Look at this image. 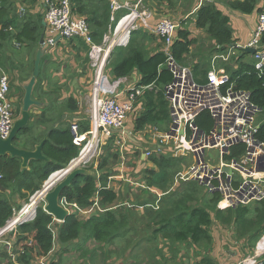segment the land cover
Segmentation results:
<instances>
[{"label": "trees", "instance_id": "16d2710c", "mask_svg": "<svg viewBox=\"0 0 264 264\" xmlns=\"http://www.w3.org/2000/svg\"><path fill=\"white\" fill-rule=\"evenodd\" d=\"M25 1L36 2L37 0ZM156 1H166L170 4L173 0ZM226 6L231 11L250 15L256 10V0H230ZM71 13L73 16L84 18L92 43L100 45L108 28L113 27L118 19L127 14V11L122 9L112 14L111 5L107 0H71ZM25 15L26 13L18 17L15 14V6L13 7L12 0H0V47L4 41H14V44L19 46L22 44L29 47L35 46V49L39 47L40 35L45 31L42 26V16L39 15L36 20L27 21ZM111 16L114 17V21L110 20ZM193 23L197 29L205 30L214 44L206 50L207 59L199 60L191 66L195 79L198 82H203L207 71L210 69L212 56L225 55L229 47L235 45L236 41L233 38L228 17L223 15L214 3L204 2L194 13ZM145 38V33L133 31L125 48H115L112 51L107 65L109 77L111 81H114L129 78L133 73H137L140 79L135 86L146 87L141 98L143 102L142 112L134 121L135 132H141L148 125L167 128L168 130L170 123L169 105L164 94V88L170 83L171 74L164 67L167 56L162 52L161 45H156L153 50H147V45L143 42ZM148 38L152 43L156 41L149 36ZM72 40L77 41V50L88 56L90 46L77 38L67 41ZM197 43L195 38L190 37L187 29L184 30L183 26L180 27L177 31L176 40L170 49L172 57L177 62L187 64L185 56L190 54L191 48ZM261 43L264 44V36ZM240 52L242 51L240 50L231 56L227 63L219 62L218 67L225 68L229 75V84L233 85L236 90L248 92L252 103L264 114V67L262 72L257 71L254 63L249 59V54L243 52L240 55ZM38 77L37 83L40 86L42 80L40 72ZM19 89L23 91L22 86H18L15 88V93H18ZM45 96L48 98L46 92ZM22 98L21 95L15 115H19L21 112ZM32 98H34L33 91ZM76 102H73L72 97H68L59 106L62 107V112L58 113L57 116H55V108L43 110L37 114L36 116H39L40 119L35 126H42L43 128L35 138H32L33 125H27L16 135L13 142L14 146L25 150H34L46 138L41 147V152L50 162L31 160L28 167L22 170L19 159L9 156L0 157L1 190L9 189L20 194L24 193L22 194L24 198H30L41 190L43 183L52 173L67 168L70 162L79 156L80 145L74 143L70 122L67 123L65 120L67 117L68 120L78 111ZM65 112L70 115L65 117ZM261 119L256 138L264 142V118ZM195 123L199 130L205 133L212 128V122L207 112L201 113ZM89 127L90 123L87 120L77 122L79 134L87 133ZM29 135L30 147L28 142H21L20 140L22 136ZM236 149L241 148L236 147L233 151ZM110 150L107 148L106 152L101 153L100 162L97 163L96 167L98 175L91 173L76 176L71 184L62 191L59 198L60 203L64 201L68 205L75 204L78 209H87L93 204L95 197L99 199L98 204L102 208L115 202L117 195L111 188L107 187L108 173L106 171L108 161L110 159L116 160L119 153H113ZM149 163L152 167L169 165L173 170L176 169L172 165L173 160L170 161L164 155L151 157ZM145 175V178H150L146 180L150 187L163 188L167 181V179L159 178L154 169L146 170ZM144 192L149 193L150 199L148 201L141 199L142 201H138V204L141 206L153 204L152 202L157 199L156 196L146 190ZM162 192L163 195L157 202V209L145 208L144 219H146V225L154 227L152 232L154 238L160 236L161 239L173 244L209 247L213 242L210 232L213 221H217L223 227L234 229L236 236L240 239H246L251 248L264 235V199L253 203L256 207L253 210V215L250 216L248 205L229 208L224 211L217 209L219 196L207 195L209 198L206 199V194L200 195V187L192 181H189L184 189L181 188L178 193L169 192V188L162 190ZM161 201L164 205L163 209L159 206ZM13 206H17L15 211H13ZM43 208L44 204L39 203L35 207L33 220L18 225L15 230L16 238L12 252L16 264H35L33 261L36 258L47 256L53 248L54 238L51 229L53 217L44 212ZM20 209V205L13 204V197L1 194L0 228ZM118 215L112 211L96 212L84 222H80L77 213L69 214L67 219L61 223L56 240L62 245L69 244L77 240L83 232L98 245H112L116 239L125 235L122 234V230L128 225L130 219L121 212ZM12 234L10 233L8 238H11ZM6 255L1 254L0 258L6 259ZM8 256L7 260L10 258ZM8 264L11 263L8 261ZM197 264L217 263L212 258L204 257Z\"/></svg>", "mask_w": 264, "mask_h": 264}, {"label": "built area", "instance_id": "2783aa9c", "mask_svg": "<svg viewBox=\"0 0 264 264\" xmlns=\"http://www.w3.org/2000/svg\"><path fill=\"white\" fill-rule=\"evenodd\" d=\"M107 1L111 5L112 14L121 7L117 0ZM43 5L45 11L43 21L46 24L45 49L55 47L58 40L67 41L74 38L90 46L88 56L93 68L94 99L90 131L87 133H90L92 138L99 137L105 140L114 132L122 131L128 115L134 111L137 99L143 94L145 87H124L123 79L109 80L112 84L108 85L109 77L103 75L112 50L126 47L131 33L139 29L140 23L141 27L149 29L162 40V52L167 56L164 67L170 72L171 81L165 87V97L169 105L170 123L163 138L170 140L178 153L181 155L188 153L193 159L189 171L185 176H181L180 180L194 181L207 195H218L220 200L216 207L222 211L264 199V142L256 138L261 110L252 103L248 92L234 89L233 85L229 84V76L225 70L217 67V62H228L230 56L246 48L255 49L257 67L264 65V44L261 43L264 36V13L259 15L250 41L245 45L230 46L225 55H215L204 81L198 82L191 68L180 65L171 55L170 49L180 28L176 21L162 18L150 27L147 23L149 16L134 10L118 19L113 27H109L101 44L95 45L89 37L84 18L72 15L71 0H44ZM24 11L20 8L19 16H22ZM110 20L114 21V17L111 16ZM15 45L19 47L18 44ZM14 103V99L10 97L8 78L2 74L0 75L2 140L8 138L16 119ZM203 112L208 113L212 122V128L206 133L200 131L195 123ZM70 128L74 143L80 145L77 140L87 133L79 134L76 125ZM157 138L159 139V136ZM155 147L159 152L164 151L158 144ZM236 147L241 149L233 151ZM211 153H214L216 160L210 161ZM149 156L150 153L146 151L144 157ZM87 162L88 160L84 161ZM140 186L146 189L143 184ZM61 205L68 213L71 212L70 208L78 209L75 204L68 205L64 201ZM25 208L16 218L13 216L0 228V246L7 249V254L14 264L15 256L12 251L15 230L18 225L30 222L34 218L26 221L34 216L35 208L23 215ZM16 219H19L17 223ZM10 233H13L12 237L8 238ZM260 256L263 258L258 263L252 260L243 264H264V236L255 245V258ZM36 264L48 262L42 258Z\"/></svg>", "mask_w": 264, "mask_h": 264}, {"label": "rangeland", "instance_id": "374dc122", "mask_svg": "<svg viewBox=\"0 0 264 264\" xmlns=\"http://www.w3.org/2000/svg\"><path fill=\"white\" fill-rule=\"evenodd\" d=\"M182 7L184 6L182 5ZM25 10H27L26 7H25ZM169 10L171 12L173 9H169ZM195 12L196 10L190 12L186 16L182 15L180 19H177V20L174 19L173 21H176L177 23H179V27L183 26L184 28H188L192 25L191 23H193V17H194ZM44 13L45 11L40 10L41 16L42 15L44 16ZM172 13H177V11H174ZM262 13L264 12H261L259 15H261ZM259 15L257 16V20H258ZM168 17H171V16L168 15ZM256 24H257V21H256ZM197 41L198 43L191 48L190 54L185 56V60L187 64L181 63L178 61L180 65L191 68V66H193V64H195L197 61L202 60V59H207L206 50L209 49L214 44H212L208 39H205L204 37L197 39ZM65 43L66 45L68 44L71 47H75L77 41L72 40V41H66ZM159 45H161V42L159 43ZM33 48H35V46H33ZM18 57H20V55H17V58ZM214 57L215 55L212 56L211 61ZM79 59L81 60L83 64L87 65V69L88 67L89 69H93L91 66L90 56H87L86 54L83 56L81 55ZM218 63L219 62H217V67H218ZM222 63H227V62H222ZM20 67L21 65L19 64V68ZM210 69H211V63H210ZM223 69L225 70V68ZM32 70H33V66L31 67V64H30L29 72L27 71V74L22 76L21 72L19 71L21 76H19L17 80L9 79L11 76H14V71H12L10 74H8L7 72H4V73L0 72V75L5 74L8 78L10 97L15 94L14 87L16 84H14V82L15 83L17 82V85H19V87L25 85L31 77ZM225 72L227 73L226 70ZM67 73H68L67 75L68 81L66 82L65 86H63V90H65V92L68 93V95L73 98V102L77 101L76 103L78 104L77 105L78 111L72 116H70L68 120H67L68 117L65 120L67 123L70 122V125H76V126H77L78 121L87 120V122L90 123V116L92 113V103L94 99V96H93L94 84L92 83V80L90 81V77L93 75V73L91 72V75L87 79V81H89L88 84L83 83V84H80V86L78 84L79 83L78 75H75L73 70H71L70 68H67ZM87 73H88V70L86 71V74ZM103 75L104 76L108 75L109 77V70L107 66H106V70L103 73ZM41 78H44L43 74L41 75ZM74 79H76V83L75 85H72V81ZM38 80H39V77L36 79V85L33 90V96L37 100H41L40 101L41 103V102L47 101V98L45 96L42 85L40 84L39 86V83H37ZM109 80L110 78L107 79V84L111 85L112 83H110ZM52 81H53V85L56 86L55 80H52ZM145 89L146 87L144 88V90ZM17 92H18V97L16 98L17 103L14 105V111L16 110L17 105L19 104L20 96L22 95L23 97V91L19 89ZM164 94H165V88H164ZM141 98L142 96L137 99L134 105V111L130 115H128L126 122L124 124V130L129 129V131L132 132L133 123L135 119L140 116L142 109H143V102ZM36 108L37 107H32L31 117L28 122L29 126L33 125L34 133L32 135V138H35L36 135L40 133L42 130L41 127L35 126V124L38 123L40 119L39 116H36L37 114L35 115V112L37 111ZM261 114L259 115V118H258L259 123L262 120L261 118H264V114H262V116ZM69 115L70 114H68V116ZM19 116L20 114L16 115V118H18ZM77 117H79L78 120L76 119ZM166 133H167V128L164 129L161 127H155V126L148 125L141 132H135L136 135L132 134L131 135L132 138L140 141V149L135 150L136 152L134 155H131L128 152L130 151L129 148L132 147L131 142L127 140L126 138H124L123 146H115L114 148L118 151L119 154L123 155V159H120L117 165L123 166L125 168H128V167L132 168L131 171H126V172H123L122 174L124 176H127V178H130L131 180L138 179V177H140L142 184L146 188L145 190L150 189L157 193H163L162 190L164 189L166 190V188H169V192L175 191V193H178L179 190L181 188L184 189V186L188 184L189 182V181L184 182L180 180V178L181 176H185L186 175L185 173L189 171L190 167L193 164V159L191 155H189L188 153H184L183 155L178 153L175 150V147L171 143V141L163 138V136ZM158 136H159V139L157 138ZM29 138H30V135L22 136L20 140L21 142H26V143L28 142V146H29L31 145ZM92 139L93 138L90 133H87L86 135H81L79 139L77 140L78 143L81 145L80 151H82L84 146H86ZM95 139H96L94 143L95 146H92L94 147V151L91 157L88 159L87 163H85L84 165L81 164L82 167H78V168L84 169V170H87V169L94 170L97 166V163L100 162L99 153H103L104 149L111 147V144H107L106 146H104V143L106 140L104 139L101 140L99 137H95ZM156 144H158L162 149L164 148V151H161V152L157 151V148L155 147ZM149 146H152V148H149ZM114 149L112 151L113 153H115ZM146 151L150 153V156L146 158L144 161V164L146 165L139 164L138 167L140 170L136 172V165L132 164L131 162L132 161L137 162L136 158L138 159L139 153L144 154L146 153ZM160 155H164V157L169 159L170 161L173 160L172 165L175 166L176 169L173 170L172 167H170L169 165L162 166V167H155V166L152 167L151 163H149V159L153 156L158 157ZM210 157L211 159L210 158H205V159H208V160L210 159V161L216 160V156H214V153H211ZM78 158L79 156L77 157V159ZM148 164H150L151 167ZM148 169H154V171L158 174L159 178L167 179L163 188L148 186L146 180H149L150 178H145L146 177L145 171ZM43 189L44 188L42 187L40 192L43 191ZM138 190H139V193H137L136 195H133L134 199L142 198L145 201H148L150 199L149 193L144 192V190H142L140 187L137 188V191ZM8 192H9V196L13 197L14 205H21V206L26 207L25 205H28L30 203L34 204V202H36V206L39 203L44 204L43 197L37 199L36 197L32 196L30 198L28 197L29 200L27 201L28 198L27 197L24 198L22 196V194L24 193L20 194L18 192H14L13 190H9V189H8ZM201 194L203 195L206 194L204 193L202 188H200V195ZM205 198L206 199L209 198L207 194L205 195ZM31 199H33L32 202H31ZM134 199H132V202L134 201ZM17 202H19V204ZM128 203H131V201H128ZM152 203L153 204L142 205L144 206V209L142 210L137 209V208H140L139 206H141L139 204L134 206L133 209L132 208L127 209L131 212L132 219L129 220L128 225L122 230V234H125V235L122 237H119L118 240H116L114 244L112 245L110 244L109 246H104V245L101 246V245H95V243H93L94 247H90V248L92 249L91 251H94L96 252L97 255H99V258H97L98 260L97 264H197V262L201 258H204V257L212 258L215 261L220 260V261L228 262L229 264H243L245 261H252V260H255L258 263L260 260H262L263 257L261 256L259 258H255L256 243L254 247L251 248L250 243H248L246 239H240L236 236V234L234 233V229H232L231 227H223L219 225L217 221H213V224L210 227V232L213 237V242L209 246L210 248L204 247V246L194 247V246H189L187 244H178V243L173 244L164 239H161L160 236H157L156 238H154L152 235L154 227L153 226L149 227L148 224L146 225L144 223L146 221V219H144L145 208L146 207L152 208L155 205L156 206L158 205V203H156L155 201H153ZM129 206L132 207L131 204H129ZM159 206L162 207L161 209H163L164 205L162 201L160 202ZM24 207H22L18 212H15L14 218L18 216V214ZM255 207H256L255 204H251L247 206V208L250 211L249 213L250 216L253 215V210ZM14 208L16 209L17 206H15ZM126 208L128 207L126 206ZM135 210H137L138 212H136ZM33 217L34 216L29 217L26 221H30V219H32ZM84 217H87V218H84V219L80 218L79 219L80 222H84L85 220L89 218L88 215H84ZM140 217H142L143 220H141ZM87 248L88 247H85V249ZM205 248H209V249H205ZM77 252H80V251H77ZM107 256H110V257H107Z\"/></svg>", "mask_w": 264, "mask_h": 264}, {"label": "crops", "instance_id": "0c3cea01", "mask_svg": "<svg viewBox=\"0 0 264 264\" xmlns=\"http://www.w3.org/2000/svg\"><path fill=\"white\" fill-rule=\"evenodd\" d=\"M118 1V0H117ZM229 0H173L172 3H168L166 1L159 2L156 0H125V5L121 6L117 11L119 10H126L129 12L136 11L137 13H145L149 16L148 22L149 26H153L156 24L160 19L162 18H168L171 20L174 19H180L182 15L186 16L192 11L197 10L199 7L203 5L204 2L214 3L216 8L222 12L223 15L227 16L229 19V26L231 27L233 31V38L236 41L235 44L245 45L247 42L250 41L253 30L256 25L257 16L264 12V0H256V10L250 14V15H244L239 12L231 11L226 6V3ZM240 1V0H239ZM13 7L15 6V14L19 17V10L20 8H23L25 10V7L27 10L24 11L26 13L25 19L27 21L36 20L38 16L40 15V10L44 11V0H37L36 2L32 1H25V0H12ZM25 5V7H24ZM182 5L184 7H182ZM169 9H173L171 12ZM14 11V10H13ZM174 11H177V13H172ZM116 12V11H115ZM181 12V13H180ZM171 16V17H168ZM42 15V20H43ZM77 17L78 16H74ZM173 18V19H172ZM194 21V17H193ZM187 29L190 33L191 38H195L196 40L199 38L204 37L205 39H208L212 44L213 41H211L206 33L205 30L197 29L193 24ZM138 28L135 30V32H142L146 34V38L143 40V42L147 45V50H153L156 48V45H159L161 42V39L157 38L155 35H153L149 29L141 27L140 23H138ZM153 38L156 41L151 42L150 39L147 37ZM78 39V38H77ZM65 40H58L55 47L45 49V55L42 58L43 61L40 63V76L43 74L44 78L41 80L42 88L44 89V93L46 92L48 94L47 101L41 102V106L37 107V111L35 112V115L43 110H53L56 109L55 116L58 115V113L62 112L61 106L64 101L70 97L68 93L63 90V86H65L66 82L68 81L67 78V68H70L73 70L75 75H78L79 79V86L80 84H88L89 81H87L88 77L91 75V72L93 73L92 69H87V65L83 64L81 60L79 59L80 56L84 55V53L79 52L77 49V44L75 47H71L68 44L66 45ZM117 48H125V47H117ZM161 49H162V42H161ZM38 48H33V46H27L26 44H22L19 47L14 44V41L7 42L4 41L1 43L0 47V72L4 73L7 72L10 74L12 71H14V76H11L9 79L17 80L19 76H22L27 74V71L29 72V65L33 66L35 54ZM113 51V50H112ZM245 52L243 50L241 53ZM112 53V52H111ZM110 53V55H111ZM247 53V52H245ZM249 54V53H247ZM17 55H20V57L17 58ZM110 55L108 62L110 60ZM253 54H249V59L253 63ZM19 64L21 65V70L19 68ZM86 66V67H85ZM88 70V73L86 74V71ZM21 74H20V72ZM52 73V74H51ZM29 76V75H28ZM140 77L137 73H133L129 78H125L122 80V83L124 87H131L135 86L137 82L139 81ZM55 80L56 86L53 85V81ZM76 80V79H74ZM93 81V75L90 77V81ZM76 81H72V85H75ZM15 87H18L17 82H14ZM18 89V88H17ZM12 99H14L16 104V98L18 97V93H15L13 96H11ZM41 101V100H36ZM36 107V106H35ZM67 113L65 112V117H67ZM77 120L79 117L76 118ZM72 126V125H71ZM70 126V127H71ZM43 128L42 126H40ZM113 137L111 136L108 139H105L104 146L107 144H111V147H109L111 152L115 148V146H123L124 138L129 140L131 142L132 147H130V151H128L131 155L135 154V150L140 149V141L137 139H134L131 137L132 134H135L134 131V123H133V129L132 132L129 131V129H123L122 131L114 132ZM136 135V134H135ZM130 136V137H129ZM152 146H149L151 148ZM107 148L103 150V152H106ZM134 150V151H132ZM100 151V150H99ZM114 152L118 153L116 149H114ZM102 154L99 153V156ZM136 158V157H135ZM120 159H123L122 154H117V159L112 160L110 159L108 161L107 165V173H108V179H107V187L111 188L117 195V199L114 203L106 205L104 208H102L98 204V198L95 197L93 204L86 209H74L70 208L69 214H76L79 216V218L84 219L87 217H84V215L90 216L91 214L102 213L105 211H112L118 215L119 212L122 214H126L128 217H130L129 220L132 219V214L129 210V208H132L138 204V201H142V198H136L134 199L133 195H136L139 193V190L137 191V188H141L142 181L140 177L138 179L131 180L130 178H127V176H124L122 173L126 171H131L132 168L128 167L125 168L123 166L117 165L119 163ZM144 154L139 153L138 159L136 158L137 162L132 161L131 163L136 165V172L139 171L138 165H146L144 164L145 161ZM117 165V166H116ZM150 165V164H148ZM95 167V166H94ZM97 167V166H96ZM151 167V165H150ZM89 174L93 173L95 175H98L96 172V168L94 170L87 169L85 170ZM140 179V180H139ZM188 182V181H186ZM194 182V181H192ZM126 187V189H125ZM135 190H134V189ZM142 189V188H141ZM145 190V189H142ZM150 192L151 194H155L157 203L159 201V198L163 195L162 193H157L153 190H146ZM147 193V192H146ZM3 194L5 196L9 195L8 190H1L0 189V195ZM160 194V195H159ZM132 199L134 201L132 202ZM128 201H131V203H128ZM19 204V202H17ZM131 204L132 207L129 206ZM126 206L128 208H126ZM15 207V206H14ZM20 207H24L21 206ZM143 207L144 206H139ZM92 208V209H91ZM157 206L153 207V209H156ZM15 211V208H13ZM138 210L141 208H137ZM141 209V210H142ZM80 210V211H79ZM138 212L137 210H135ZM53 217V216H52ZM119 217V215H118ZM141 220L142 217H140ZM146 224V222H144ZM61 225V222L56 221L53 218V223L51 225L53 238H54V244L53 248L50 251V253L47 256L36 258L35 261H33L35 264L39 259H45L48 264H97L99 258V255L96 254V252L91 251L92 249L90 247L93 246V242L86 234L81 232L79 238L69 244H59L57 242V231ZM16 238V234L14 239ZM118 240V239H116ZM116 240L113 242V244L116 242ZM95 245H98L95 243ZM85 247H88L85 249ZM80 251V252H77ZM82 251V252H81ZM1 254H7V249L3 246H0V255ZM0 258V264H13L11 259L9 260ZM110 257V256H107ZM237 257V256H236ZM217 264H229L228 262L216 260Z\"/></svg>", "mask_w": 264, "mask_h": 264}, {"label": "water", "instance_id": "95a60500", "mask_svg": "<svg viewBox=\"0 0 264 264\" xmlns=\"http://www.w3.org/2000/svg\"><path fill=\"white\" fill-rule=\"evenodd\" d=\"M120 6L125 5V0H118ZM42 26L45 28L46 24L44 21H42ZM44 40H45V34L44 32L40 35L39 38V47L38 50L36 51L34 62H33V70L30 79L28 82L22 86L23 89V98H22V108L20 112V116L16 118L13 128L8 136L7 139L2 140L0 139V157L4 156H9L11 158H17L21 161L20 168L26 169L28 167V163L31 160H36V161H42L45 163H49L50 160L47 159L46 157L43 156L41 152V147L43 145V142L46 140L44 138L35 148L34 150H25V149H20L16 146H14L13 142L14 139L16 138V135L28 125V122L30 120L31 116V109L32 107H40L41 103L36 101L35 99L32 98V91L33 88L36 84V79L39 76L40 72V63L42 58L45 55V49H44ZM245 52L247 53H254L253 49L246 48ZM76 80H73L75 82ZM130 137V136H129ZM60 172L59 177L57 178L56 182L50 184L48 187L46 185V182L48 179L53 175L52 173L47 180L43 183V191L40 193H37L34 195V197L42 198L44 200V212L47 214L53 216V218L56 221H59L63 223L67 217L69 216V213L64 207L61 205L59 198L62 193V191L67 188L73 179L78 176V175H88L89 173L85 171L84 169H65L58 171ZM230 172V171H228ZM47 186V187H45ZM32 200V199H31ZM36 202H34V207L35 208ZM31 209V211L33 210Z\"/></svg>", "mask_w": 264, "mask_h": 264}, {"label": "bare ground", "instance_id": "6f19581e", "mask_svg": "<svg viewBox=\"0 0 264 264\" xmlns=\"http://www.w3.org/2000/svg\"><path fill=\"white\" fill-rule=\"evenodd\" d=\"M250 49H253V48H250ZM254 50V53H249V54H253L252 56H253V63H254V67H255V69L257 70V71H259V72H262V70H263V67H264V65H262V66H259V67H257V62H256V60H255V49H253ZM261 110V109H260ZM261 113H262V110H261ZM95 138L93 137V139L86 145V147L84 148V150L83 151H81L80 152V154H79V158L76 160V159H74L70 164H69V166H67L68 168L67 169H71V170H75L76 168L78 169V167H82V165L81 164H85L84 163V161H87L90 157H91V155H92V153H93V151H94V147H92V146H95L94 145V143H95ZM66 169V168H65ZM65 169H63V170H65ZM59 175H60V172H56V173H54L53 175H51V177L48 179V181L46 182V185L49 187L50 186V184H52V183H54V182H56V180H57V178L59 177ZM47 186H45V187H47ZM43 187V186H42ZM38 192H40V191H38ZM37 192V193H38ZM33 200V199H32ZM32 200H31V202H32ZM36 206V205H35ZM33 207H34V204H32V203H30V204H28L27 206H26V210H25V212L23 213V215H25V214H27L29 211H31V209H33ZM22 216V215H21ZM24 218H25V216H24ZM19 219H16L15 220V223H17V221H18Z\"/></svg>", "mask_w": 264, "mask_h": 264}, {"label": "clouds", "instance_id": "9594fccd", "mask_svg": "<svg viewBox=\"0 0 264 264\" xmlns=\"http://www.w3.org/2000/svg\"><path fill=\"white\" fill-rule=\"evenodd\" d=\"M107 66V65H106ZM110 78V77H109ZM15 118H16V115H15ZM16 120V119H15Z\"/></svg>", "mask_w": 264, "mask_h": 264}]
</instances>
